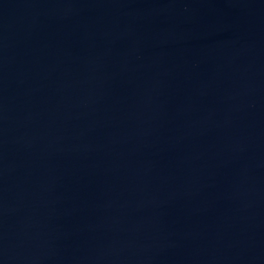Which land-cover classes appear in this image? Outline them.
<instances>
[{"label":"water","instance_id":"obj_1","mask_svg":"<svg viewBox=\"0 0 264 264\" xmlns=\"http://www.w3.org/2000/svg\"><path fill=\"white\" fill-rule=\"evenodd\" d=\"M0 264H264V0H0Z\"/></svg>","mask_w":264,"mask_h":264}]
</instances>
